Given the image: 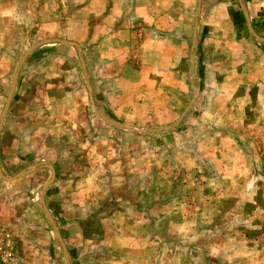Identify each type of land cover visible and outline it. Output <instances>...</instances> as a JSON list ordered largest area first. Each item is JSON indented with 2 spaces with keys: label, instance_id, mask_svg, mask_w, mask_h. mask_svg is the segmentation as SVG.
I'll use <instances>...</instances> for the list:
<instances>
[{
  "label": "rangeland",
  "instance_id": "obj_1",
  "mask_svg": "<svg viewBox=\"0 0 264 264\" xmlns=\"http://www.w3.org/2000/svg\"><path fill=\"white\" fill-rule=\"evenodd\" d=\"M48 1L51 3L45 0H20L21 11L14 15L16 18L7 14L5 16L8 19L0 23V228L8 234L3 246L11 250L15 264H49L50 257L51 264H63L62 249L67 248L62 243L64 240L69 243L75 258L77 254L83 253L85 246L80 245L74 235L77 231L74 229L71 234L69 231L66 234L61 196H55L58 191L49 193L48 186H45L50 177L49 172L39 169V160L44 157L42 152H46V159L53 160L58 146L65 150L60 166L63 171L73 169L71 164H76L78 152L79 163H86V179L80 182L82 189L79 197L89 203L86 213L75 216L83 217L84 226L81 228L85 237L102 240L101 246L91 247V250L100 248L98 253H93L94 258L90 256L92 252L85 253L79 262L76 258L70 264H216L212 258L222 252L227 255L225 264H238L234 260L236 257L233 259L231 255L238 252L241 246L244 249H241L243 255L240 264H260V261H254L257 260L255 253L259 246L264 254V190L259 188L264 185V162L258 163L254 159L253 146L254 141L264 142V132L257 128L253 132L239 129V114L244 112L245 107L243 98L235 96L239 94V86L230 84V95L234 96H229V102L224 101L228 104L223 116L220 114V105L218 111L208 106L209 99L222 98L216 90H212L210 96H199L205 106L199 104L196 107L197 91L203 92V85L198 81L196 88H193L195 96L191 97L184 113L191 114L185 117L177 131L162 135L144 134L138 126H131V134L117 135L119 145H107L109 139L105 138L100 145L97 144L99 147H96V152L94 141L89 138L91 134L84 142L78 141V145L77 135L70 129L67 101L63 96H69L71 92L75 96H87L89 92L85 88L80 68L84 58L78 41L84 38L61 36L67 32L68 24L69 28H78L76 20L73 21L77 12L75 6L68 4L67 0ZM237 1L232 2L236 4ZM241 1L247 12L249 9L254 13V5L247 6L245 0ZM34 6L35 15L30 12ZM231 10L234 14L233 23H229L231 28L235 25L246 33L253 30L254 34L264 37V18L261 15H253L251 19L248 12V24L238 6L234 9L231 7ZM193 25L192 22L191 28ZM101 40L103 38L100 36L92 35L84 45L86 48L94 47ZM217 43L212 39L209 46L216 44L222 48V43ZM68 44L77 45L74 50H78V58L73 49L71 53V49L65 46ZM100 46H104V43ZM94 52L87 49L86 59L93 61ZM210 59L212 64L217 61L214 55ZM89 70H93L92 66ZM262 103L264 108V100ZM251 104L255 109L259 108L255 101ZM211 109L216 115H211ZM200 110H205L206 115H198ZM193 113L195 115L191 118ZM241 118L250 119L247 114ZM38 137L40 142H35ZM81 142L85 144L86 151L80 147L83 145ZM35 146H43L37 156L30 153V149L35 150ZM48 147L49 151L46 150ZM238 147L246 151V158H236ZM260 147L263 157L264 143ZM195 150L208 155L215 165L213 171L216 173L208 179L212 183L218 179L217 173L231 169L232 165L237 168L238 163L242 168V178L244 169L253 175L254 170L248 166L254 162L258 163L261 176H255L258 182L253 181L254 184L244 178L241 182L234 179L231 183L233 188L218 198L213 197L211 192L220 188L211 187L207 197L202 191L205 179L191 176L190 186L185 181V174L180 173V169L187 171L193 168L191 155ZM229 158H233V164L229 163ZM163 167L166 177L163 176ZM234 171L236 174L237 171ZM145 173H148V177L142 183L141 177ZM76 192L77 189H74L66 194L70 196L74 193L73 205L81 204L79 197L75 196ZM120 195L133 202L132 208L127 202L130 210L135 209V202L143 200V213L135 220L140 221L143 216L144 221L150 222L149 229L143 230L148 233L149 243L145 244L144 249L136 246L135 254L120 250L117 232L114 229L111 233L107 229L102 230L98 223L100 220L108 223L110 220L131 217L130 212L126 216L119 213L126 204ZM109 211L118 213L112 215ZM84 215L88 218L84 219ZM209 224L211 226L206 227ZM241 238L245 239L240 242ZM57 253L58 259L54 261ZM261 259V264H264V256Z\"/></svg>",
  "mask_w": 264,
  "mask_h": 264
},
{
  "label": "crops",
  "instance_id": "obj_2",
  "mask_svg": "<svg viewBox=\"0 0 264 264\" xmlns=\"http://www.w3.org/2000/svg\"><path fill=\"white\" fill-rule=\"evenodd\" d=\"M19 1L0 0V23L8 19V16L5 15L12 14L14 16L21 11ZM45 1L51 3L48 0ZM227 1L67 0V3L74 5L77 11L73 21L76 20L78 28H69L68 24L67 32H63L61 36L74 35L81 39L84 38L78 41L84 58V64L81 63L80 68H82L81 75L85 81V88L89 91L87 96H75L74 92L69 93V96H63L67 101L66 111L68 113L67 117L71 120L70 129L72 133H76L77 142H80V140L84 142L88 134H91L89 138L93 139L94 148L97 152L96 147H99L98 145L105 138L109 139V143L106 142L107 145H112V143L119 145L117 135L121 133L131 134L133 130L131 126H138L142 130L141 133L144 134L158 133V135H162L163 133L171 134L177 131L178 127L180 128L185 121V117H189L191 114L186 113L187 115H184L191 97L195 96L193 95V88H196L198 81L203 85V92L198 93L199 90L197 91L196 107L199 104V106H205L202 97L199 98V96H210L212 90H216L222 98L209 99L208 106L218 111L217 107L220 105V109L222 107L220 114L223 116L226 114L227 109L225 107L228 104L224 101L229 102V96H234L230 95V84H237L239 94L237 93L235 96H241L245 103L244 112L242 111V114H239L241 120L239 129L244 128L250 132L258 129L264 132V108L262 103L264 100V37L254 34L253 30L249 31L250 34L235 25H233V28L229 25V23H233L234 18L231 7L234 9L238 6L248 24V12L251 19L253 15H261L264 18V0H245L247 6L254 5L252 8L254 13H251L249 9L247 12L243 8L241 0L239 2L237 0ZM232 1L237 2L234 4L235 2ZM91 6H93L92 10L90 9ZM30 12L33 15L36 14L35 6ZM192 22L194 24L193 28H191ZM224 26H226L225 32ZM92 35L100 36L103 40L98 45L95 43L94 47L86 48L84 43ZM212 39L218 41V43L221 42L222 48H219L216 44L209 46ZM102 43H104V46H100ZM65 46L71 49V53L72 49L77 48V45L74 44ZM87 49L95 50L93 61L86 59ZM74 53L78 58V50H74ZM213 55L217 60L214 64L210 61ZM73 65H75L74 61ZM90 66L93 70H89ZM131 93L135 95L133 96ZM254 101L259 104L258 109H255L251 104ZM218 102L222 103L218 104ZM212 109L209 112L211 115H216ZM205 112V110H200L198 115L205 116ZM245 114L250 119H242L241 117ZM194 115L193 113L191 118ZM190 125L195 127L193 124ZM197 126L199 127L200 124L198 123ZM224 127L222 126V128ZM31 141L33 142L34 139ZM35 142H40V138L38 137ZM254 142V159L258 163H263L264 156L262 157L263 154L260 152V145L264 142ZM82 144L80 147L86 151L85 144ZM36 146L35 150L30 149V153L35 156L39 154L40 150H43V146L40 148ZM229 146L228 143V148ZM246 147L244 144L245 149ZM105 148L107 147L105 146ZM53 149L55 151L56 147L54 146ZM57 149L53 160L46 159V152L41 151L44 157L39 160L38 164H40L39 169H45L49 172L50 177L45 182L49 193L58 191L55 196H61L62 201L60 203H62L61 207L64 209L62 218L66 223V225L64 224L67 229H65L66 234L68 231L71 234V230L75 229L77 232H74V235L79 239V244L85 246L82 249L83 253L77 254L76 258L79 262L80 257L85 253L92 252L90 256L94 258V254L98 253L97 251L100 248L91 250V247L101 246L102 240L100 238L92 239L90 236L85 237L84 231L82 232L83 228H81L84 226L83 217L75 216V214L86 213V207L89 203L87 200L82 201L79 197V192L82 189L80 182L86 179L84 166L86 163H79L80 156L78 152L75 158L76 164H71L73 169L70 168L71 170L68 172L63 171L60 166L61 158H63L62 154L65 156V150H61L60 146ZM46 150L49 151L50 147ZM108 150L110 149L108 148ZM235 155H237L236 158L244 159L247 157L246 151H241L240 147L235 151ZM191 157L193 168L187 171L180 169V173L185 174V177H187L185 181H188L187 184L190 186L192 185L189 182V180H192V178L190 179L191 176L196 175L197 179H205L206 183L202 191L207 194V197L211 187L220 188L211 192L213 197L218 198L223 196L228 189L233 188L231 183L234 179H238L240 182L246 180L250 184H254L253 181L258 182L255 176H261L260 167L257 166L258 163L254 162L253 165L248 166L254 170L253 175H249L248 170L244 169L243 180L240 176L242 168L239 167L238 163L237 168L232 165L231 169L217 173L218 179L215 183H212L208 179L214 177L213 175L216 172L213 171L215 165L210 161L209 156L199 154L195 150L192 152ZM163 161L165 166V157ZM102 163L104 164L105 161ZM229 163H234L233 158H229ZM232 169L233 171H230ZM175 170L178 171L176 168ZM234 170L237 171L236 174ZM162 171L163 176L166 177L164 167ZM147 177L148 173H145V176L141 177L143 180L141 182L143 183ZM141 186L144 189V186ZM259 188L264 190V185L262 184ZM74 189H77L75 196L79 197L78 201L80 200L81 204L75 203L76 205H73L74 193L66 196L68 192L70 193ZM113 195H115L114 192ZM122 195L120 197L125 199L126 204L119 213L126 216L130 212L131 217L126 216L122 220H110L108 223L100 220L98 223L102 230L107 229L111 233L114 229L117 232L115 234H118L119 243L121 244L120 250L135 254L136 246L144 249L145 244L149 243L148 233L143 230L149 229L150 222L144 221L143 216L140 221L135 220L139 217V214L143 213L141 212L143 200L135 202L137 203L135 209L130 210L127 208V202L130 208L133 207V202L123 198ZM70 200L72 205H70ZM117 213L118 211H115L111 214L116 215ZM84 216V219L88 218L86 215ZM211 224L206 227L211 226ZM62 237L65 238V236ZM56 238H58V235H56ZM244 239L241 238L240 242ZM224 241L225 238L222 242ZM234 242L236 241L234 240ZM62 243L66 244L67 248L62 249L63 261L61 262L70 264V261L76 259L75 254L66 240ZM124 246H126L125 249ZM241 249L244 248L241 246L237 249L238 252L231 255L233 259L236 257L234 260L238 264L242 261L240 260L241 255H243ZM255 255L257 260L254 262L260 261L261 264L263 262L261 257L264 254L260 246ZM56 257H58V253L55 255L54 261L58 259ZM87 257L85 256V258ZM226 257L227 255L222 252L216 258L213 256L212 260L216 264H225ZM50 258L49 264H51Z\"/></svg>",
  "mask_w": 264,
  "mask_h": 264
},
{
  "label": "built area",
  "instance_id": "obj_3",
  "mask_svg": "<svg viewBox=\"0 0 264 264\" xmlns=\"http://www.w3.org/2000/svg\"><path fill=\"white\" fill-rule=\"evenodd\" d=\"M8 234L0 228V262L5 264H15V256L3 246V243L7 242Z\"/></svg>",
  "mask_w": 264,
  "mask_h": 264
},
{
  "label": "water",
  "instance_id": "obj_4",
  "mask_svg": "<svg viewBox=\"0 0 264 264\" xmlns=\"http://www.w3.org/2000/svg\"><path fill=\"white\" fill-rule=\"evenodd\" d=\"M22 174H25V173H20L19 175H22Z\"/></svg>",
  "mask_w": 264,
  "mask_h": 264
}]
</instances>
